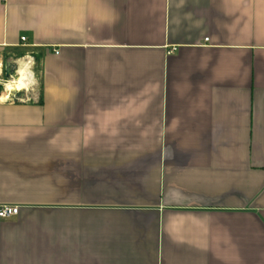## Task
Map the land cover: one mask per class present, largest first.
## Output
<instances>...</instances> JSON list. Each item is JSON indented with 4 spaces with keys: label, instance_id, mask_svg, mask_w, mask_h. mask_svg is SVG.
Segmentation results:
<instances>
[{
    "label": "crops",
    "instance_id": "0c3cea01",
    "mask_svg": "<svg viewBox=\"0 0 264 264\" xmlns=\"http://www.w3.org/2000/svg\"><path fill=\"white\" fill-rule=\"evenodd\" d=\"M32 61L0 264H264V0H0V88Z\"/></svg>",
    "mask_w": 264,
    "mask_h": 264
},
{
    "label": "rangeland",
    "instance_id": "374dc122",
    "mask_svg": "<svg viewBox=\"0 0 264 264\" xmlns=\"http://www.w3.org/2000/svg\"><path fill=\"white\" fill-rule=\"evenodd\" d=\"M31 70V81L28 85L27 90L19 91L18 94L15 95V98L13 99V102H30L32 101L33 92H37L39 90V64L37 61H32V66L30 68ZM2 88H0L1 91ZM19 94H22V96H19Z\"/></svg>",
    "mask_w": 264,
    "mask_h": 264
},
{
    "label": "bare ground",
    "instance_id": "6f19581e",
    "mask_svg": "<svg viewBox=\"0 0 264 264\" xmlns=\"http://www.w3.org/2000/svg\"><path fill=\"white\" fill-rule=\"evenodd\" d=\"M31 81V75L28 72V65L24 62L21 63L16 78L6 84L7 91H25ZM4 94V93H3ZM6 100V95L2 97V101Z\"/></svg>",
    "mask_w": 264,
    "mask_h": 264
},
{
    "label": "built area",
    "instance_id": "2783aa9c",
    "mask_svg": "<svg viewBox=\"0 0 264 264\" xmlns=\"http://www.w3.org/2000/svg\"><path fill=\"white\" fill-rule=\"evenodd\" d=\"M20 41L24 42L25 39L21 38ZM205 41H207V40H205ZM55 54H56V52H55ZM13 79L14 78L9 75L7 80H4L3 82L1 81V83H2L1 84V87H2V93L1 94L4 93L6 95V100H5L6 102H13V99L15 98V94L13 95L12 93L13 92H15V93L19 92V91H11L10 92V91L6 90V84L8 82L13 81ZM17 213H18L17 207H11V206H5V205L0 207V218L1 219H7L10 217H13V216L17 215Z\"/></svg>",
    "mask_w": 264,
    "mask_h": 264
},
{
    "label": "water",
    "instance_id": "95a60500",
    "mask_svg": "<svg viewBox=\"0 0 264 264\" xmlns=\"http://www.w3.org/2000/svg\"><path fill=\"white\" fill-rule=\"evenodd\" d=\"M7 77H9V75H7Z\"/></svg>",
    "mask_w": 264,
    "mask_h": 264
}]
</instances>
